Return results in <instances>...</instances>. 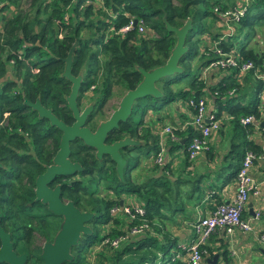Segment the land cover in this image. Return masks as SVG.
<instances>
[{
  "label": "trees",
  "instance_id": "trees-1",
  "mask_svg": "<svg viewBox=\"0 0 264 264\" xmlns=\"http://www.w3.org/2000/svg\"><path fill=\"white\" fill-rule=\"evenodd\" d=\"M21 1L0 0V161L3 166L0 178L5 182L0 188V203L15 209L1 215L0 225L10 233L25 237L12 240L16 253H26L31 263H40V247L32 243L31 233L37 232L46 240L47 232L57 228V225L38 219L39 216H44V212L33 201V180L42 171L40 162L46 161L44 155L51 152L45 145L46 140L50 139L51 144L56 147L58 132L44 120L37 119L35 113L23 103L22 97L31 102L38 98L58 118L70 123L73 119L65 105L69 83L60 73L63 69L62 59L72 43L75 42L71 54V73L81 76L77 104L90 92V100L99 106L110 96L112 88L117 86L121 97L125 91L135 87L141 79L136 67L149 70L165 62L175 43V37L173 33L165 30L163 18L175 27L189 18L191 28L184 39L187 50L178 61L182 71L158 80L155 85L160 90L161 97L146 96L137 100L132 106L131 114L138 110H141V114L150 110V107L157 112L176 102L186 105L189 99L195 100L205 95L218 102V96L234 90L237 84L232 75L228 76V83L220 81L215 85L206 84L199 78V68L205 64L207 66L217 55L212 47L206 46L200 51L198 43L200 36L207 34L221 52L231 51V42H225L217 35L210 34L207 20L212 22L222 19L221 12L236 6L227 4L225 0H30L28 9L23 10ZM251 1L249 0L245 13L239 20L231 22L237 28L245 25L247 20L248 25L254 22L248 12ZM6 9L9 10L8 15H4ZM134 19V27L124 33H115ZM139 25L144 29L142 32L137 31ZM246 39L247 37H242V41ZM236 45L238 58L252 63L253 68L247 72L255 78L264 55H256L241 41ZM203 56L208 58L204 59ZM193 59H199L196 67L192 66ZM232 73H237V70L233 69ZM183 78L188 79L187 85L174 89L172 85ZM255 81L260 89L264 87L263 82L256 78ZM258 92L255 87L251 101L243 106L233 104V97L224 99L227 114L232 116L230 123L233 141L229 156L233 165L228 179L232 176L236 178L246 151L256 156L264 153L255 141L246 137L254 120L245 124L240 122V119L247 116H252L253 119L260 117L255 104ZM142 123V116L137 121L129 116L107 135L108 142L128 136L141 141V146H146L145 151L139 146H133L136 152L139 150L144 157L149 153L155 155L159 150L158 136L152 134L148 128L139 130ZM171 126L173 136L180 137L176 138L177 141L170 150L185 146L183 152L187 158L186 146L195 132L190 127L181 131L176 124ZM181 140L183 143L179 144ZM76 142L79 148L88 150L87 157L92 162L88 163L85 159L82 163L88 169V176H82L80 182H73L74 191L68 197L93 216L89 223L91 233L80 236L77 244L70 249L72 260L64 264H81L84 259L80 253L85 249L102 239H112L121 233V229L137 223V220H118L110 213V208L118 205L122 195H133L136 198L135 202L126 204L141 206L144 214L138 218L145 220L149 230L152 227L157 232L158 228L153 226L152 221L160 220L165 211L183 210L180 184L190 186L185 199L198 188L190 180L169 179L165 173L168 170L167 164L157 166V175L154 172L153 176H147L141 181L132 179L131 170L136 169L139 163L137 156L131 161V166L128 163L124 166L123 179L119 180L112 163L110 168L100 167L89 154L91 149L86 148L79 140L74 141ZM104 160L109 161L108 157H104ZM100 183L104 184L102 190L99 189ZM34 215L36 216L33 217ZM41 226L42 231L38 230ZM100 228L103 229L102 234ZM164 237L161 242L144 231L130 237L117 248L102 246L94 252L92 264H187L170 254L169 249L174 244V239L167 235ZM140 251L142 253L136 258L126 257L128 252ZM212 255V251H208V257L211 258ZM222 257L228 262L225 252H222Z\"/></svg>",
  "mask_w": 264,
  "mask_h": 264
},
{
  "label": "crops",
  "instance_id": "crops-1",
  "mask_svg": "<svg viewBox=\"0 0 264 264\" xmlns=\"http://www.w3.org/2000/svg\"><path fill=\"white\" fill-rule=\"evenodd\" d=\"M242 1L225 0L227 4L236 7ZM248 12L251 20L254 21L251 25H248L249 20L239 28L236 27L235 23H227L223 19H215L212 22L207 20L209 32L212 35H217L219 39L225 42H231L234 51H236V43L241 41L243 44L245 43L246 48L251 49L256 55H264V0H252L249 3ZM242 37H247V39L242 41ZM213 42L215 41L207 34L201 35L198 43L200 51L206 46L213 48ZM203 57L204 59L208 58ZM198 64L199 59L193 60V67ZM232 72L233 69L206 68V64L199 68V78L206 84L215 85L220 81L228 83L229 75H232V79L237 84L236 88H233L234 90L226 91L224 95L218 96V102H214L206 95L203 96L206 99V115L214 117L219 124L218 130L212 132L207 140V149L202 150L194 159L188 160L183 152L185 146L178 147L173 151L170 150V147L175 145L176 138L180 136L172 138L169 135H164L161 139L158 138L159 150L163 152L162 164L168 165V170H165L167 177L171 180L182 178L190 180L198 186L190 193L189 198L185 199L190 186L189 184H180L179 191L182 193L183 210L165 211L160 220L152 221L153 226H156L158 231L156 232L152 227L147 231L148 234L155 236L161 242L164 241V235L174 239V244L170 247L169 252L183 262H186V248L193 237L195 221L212 212L216 205L229 202L235 192V178L232 176L228 179L233 165V160L229 156L230 145L233 141L230 123L232 116L227 114V105L224 104V99L233 97V104L238 103L243 106L251 101L255 87L259 90L255 104L260 117L254 119L250 124L249 133L246 137L255 141L264 152V87L260 89V85L249 72H237L235 74ZM147 112L148 114L143 115V118L146 119L145 123L148 124V127L151 126L150 129L155 132L165 125H179L180 122L190 117L191 110L184 103L176 102L173 107L169 105L157 112L153 111L154 113L148 109ZM153 132L151 133L155 134ZM182 143L183 140L179 142V144ZM153 155L149 153L148 156L144 157L140 154L143 159L140 157L138 159V167L134 169V173L137 171L134 180L141 181L147 176H153L154 172L159 169L158 165L153 163ZM157 173L155 172L156 175ZM250 175L258 187V193L249 195L241 212L242 218L249 222L250 230L242 232L233 229L226 232L221 228L214 231L207 238L204 248H202V259L205 264H207L208 259L212 258L208 257V251H212L213 255L217 254V264H264V255L261 252L264 250V243H260L258 240V236L264 231V161L253 162L250 167ZM121 200L122 204H126L135 202L136 198L133 195H122ZM121 216V220L124 221L125 216ZM222 252H225V258L228 262L224 261ZM92 257H94V253ZM89 264L92 263L89 261Z\"/></svg>",
  "mask_w": 264,
  "mask_h": 264
},
{
  "label": "water",
  "instance_id": "water-1",
  "mask_svg": "<svg viewBox=\"0 0 264 264\" xmlns=\"http://www.w3.org/2000/svg\"><path fill=\"white\" fill-rule=\"evenodd\" d=\"M164 21V27L167 32L173 33L175 43L171 48L165 62L159 66L149 70H144L141 67H136V70L141 76L140 81L134 88L125 91L119 98L117 106L111 111L109 116L97 124L95 129L91 131L85 126L87 115L92 109V104H88L81 112L77 106V94L80 87V75L73 76L71 73V54L75 46V42L69 47L66 56L62 59L63 69L60 73L62 77L70 81V90L66 95L65 100L68 108L72 112L73 122L70 125L64 124L62 121L54 117L49 109L44 108L38 99L33 102L23 96V103L35 110L40 117L48 119L50 125L55 126L61 131L59 149L56 152L52 164L47 166L44 172L38 175L35 179V200H40L41 203L47 205V210L56 215L61 216L62 220L58 230L54 234L52 241L44 242L40 247L38 259L40 264H64L72 260L70 253L71 247L75 246L81 235L91 233L89 225L86 223L92 213L83 211L80 212L71 202L65 204L60 203L58 199V186L54 189L46 187L54 175H69L79 170L77 163H70L66 157L69 152V142L74 139H79L88 147L95 150V156L100 158L101 155H107L114 163V169L119 180H122L123 168L126 160L122 158L120 150L126 147L139 146L141 142L131 139L128 136L117 139L116 141L105 144L106 136L113 130L118 128L120 122L126 121L130 116L132 106L135 102L146 96L152 98H160L161 92L155 83L161 78L180 73L182 68L178 65L179 58L186 52L187 47L184 44L186 33L191 28V20L189 18L178 27L170 25ZM136 20L132 21L133 26ZM262 125V123H261ZM118 205H122V200H118ZM264 255V250L261 251ZM217 254L207 260V264H217ZM26 264L27 256L25 253H16L13 249L12 241L9 233L4 231L0 226V264Z\"/></svg>",
  "mask_w": 264,
  "mask_h": 264
},
{
  "label": "built area",
  "instance_id": "built-area-1",
  "mask_svg": "<svg viewBox=\"0 0 264 264\" xmlns=\"http://www.w3.org/2000/svg\"><path fill=\"white\" fill-rule=\"evenodd\" d=\"M248 2L249 0H243L240 6L226 9L220 13V17L224 21H229L227 23L237 22L245 13ZM134 26L132 24V20H130L126 25H123L115 31V33H124ZM143 30L144 29L141 25L137 26L138 32H142ZM213 52L217 55V58L211 60L207 64L206 68L235 69L239 73H246L253 68L250 61H242L238 58V55L234 50L225 53L221 52V50L216 48V45H214ZM255 78L264 83V59L261 61L260 69L255 75ZM185 104V106L191 110L190 117L179 123L177 126L181 131L190 127L195 132V135L190 139L186 146L187 159L192 160L199 155L202 150L207 149V140L209 139L211 133L218 129L219 124L214 117L206 115L205 97L202 96L195 100L189 99ZM253 120L252 116H247L240 119V122L245 124ZM151 132L153 131L151 130ZM172 132V126L165 125L153 133L161 139L164 135H169L173 138L174 136ZM258 160L264 161V153L256 156L253 153L246 151L236 173L235 192L232 199L227 203L216 205L212 212L206 216L198 218L195 221L193 224V237L186 248L187 264H205L202 259V246L214 231L221 228H223L226 232H230L233 229H238L242 232L250 230V224L241 217V212L249 195H256L258 193V187L254 182L253 177L250 175L249 170L252 162ZM153 163L158 166L163 163L162 150H158L156 154L153 155ZM110 213L114 216L116 214L124 215L125 222L137 220V223H133L128 226L127 229H121V233L112 239L105 238L97 243H94L88 248L89 252L97 251L102 246H108L111 249L117 248L120 244L128 241L130 237H135L144 231L149 230L148 224L145 220H140L138 218L139 215L144 214V210L137 204L132 206H129L128 204L114 205L110 208ZM258 240L260 243H264V231L258 236Z\"/></svg>",
  "mask_w": 264,
  "mask_h": 264
},
{
  "label": "flooded vegetation",
  "instance_id": "flooded-vegetation-1",
  "mask_svg": "<svg viewBox=\"0 0 264 264\" xmlns=\"http://www.w3.org/2000/svg\"><path fill=\"white\" fill-rule=\"evenodd\" d=\"M61 77H62V75H60ZM73 76H77V75H73ZM62 78H64V77H62ZM80 78H81V76H80ZM65 80L69 83V85H68V87H69V90H70V81H68L66 78H65ZM80 83H81V80H80ZM88 93V92H87ZM85 94L84 95V97L83 98H81L80 99V102L77 104V106H78V110H79V112H81L82 110H83V108L84 107H86L88 104H92V109L90 110V113L87 115V117H86V120H85V126L87 127V128H89L91 131H93L94 129H95V127L97 126V124L99 123V122H101V121H104L105 119H103V120H94V117L96 116V114L99 112V111H101V109H102V107L104 106V104H105V102H106V100L108 99V98H106L99 106L97 105V104H95V103H93V101H91L90 100V97H87V96H90L89 94ZM91 94V93H90ZM66 97V96H65ZM85 97H87V98H85ZM89 98V101H91L90 103L89 102H87L86 104H82L81 102H82V100L83 99H88ZM22 99H23V97H22ZM35 99H38V98H35ZM23 101V100H22ZM38 101H39V99H38ZM33 102V101H32ZM40 102V101H39ZM65 102H66V100H65ZM40 104H41V102H40ZM42 105V104H41ZM65 105H66V109H67V111H68V113H69V116L72 118V112H71V110L68 108V106H67V103H65ZM44 108H46V109H49L50 110V112H51V114L54 116V117H56L58 120H60V121H62L64 124H66V125H70L72 122H73V120L70 122V123H66V122H64L62 119H60V118H58L57 117V115L56 114H54L53 113V111H52V109L50 108V107H46V106H44V105H42ZM26 107H28L27 105H26ZM30 108V107H29ZM31 109V108H30ZM31 111H33L34 113H35V115H36V118L37 119H39V120H41V121H45L50 127H52L56 132H58V138H57V142H56V147L54 146V145H52L51 144V142H50V139H47L46 140V142H45V145L47 146V148L51 151L50 152V154H48V155H44L45 156V159H46V161H41L40 162V164H41V166H42V171L41 172H39L37 175H35V177H34V180H33V195H34V197H35V194H34V190H35V179H36V177L38 176V175H40V174H42L43 172H44V170H45V168L47 167V166H49V165H51L52 164V160H53V158H54V156H55V154H56V152L58 151V149H59V141H60V135H61V131L59 130V129H57L55 126H53V125H50V123H49V121H48V119H46V118H44V117H40V116H38V114H37V112L35 111V110H32L31 109ZM143 116V115H142ZM73 119V118H72ZM142 121H143V123L141 124V125H139V127H138V129L140 130V129H142V128H148L150 131H151V129H150V127H148V125L145 123V121H146V119H144V118H142ZM45 122H43L44 124H46ZM131 138V137H130ZM131 139H133V140H136V139H134V138H131ZM75 140H79V139H74L73 141H71V142H69V152H68V155H67V157H66V159L70 162V163H77L78 164V166H79V170H76L73 174H69V175H61V176H58V175H54L53 176V178L49 181V182H47L46 183V187L47 188H49V189H54L56 186H58V191H59V195H58V199H59V201H60V203H62V204H65V203H67V202H71L72 203V205L75 207V208H77L80 212H83V211H87L88 212V210H83V209H81V206H78L77 204H75L69 197H68V195L69 194H71L73 191H74V188L72 187V185H73V182H77V181H79L80 182V180H81V177L82 176H88V169L87 168H85L84 167V165L82 164L84 161H85V159L88 161V163H90V162H92V159L90 160L88 157H87V155H88V153H87V151L88 150H86L85 148H83V147H80L79 148V144L76 142V143H74V141ZM80 141V143L82 144V145H84L83 143H82V141L81 140H79ZM114 141H116V140H112V141H110V142H108V139H107V136H106V138H105V140H104V143L105 144H110V143H112V142H114ZM136 141H138V140H136ZM141 142V141H140ZM141 144H142V142H141ZM86 148H90L91 149V151L92 152H90L89 154H91L94 158H95V160L98 162V164H99V166L100 167H102V168H110V163H112V165H113V168H114V163L109 159V157L107 156V155H101V157L100 158H97L96 156H95V150L92 148V147H88V146H86V145H84ZM144 146V147H143ZM146 146L145 145H142L141 146V149L143 150V151H145L146 149ZM135 153L134 155H138V154H140V151L139 150H137V152H136V149H134L133 147H126V148H124V149H122V150H120V154H121V156H122V158L123 159H125L126 160V163H125V165L128 163L130 166H131V162L129 161V159L126 157L127 155H129L130 153ZM104 157H108V159H109V161H107V160H104ZM124 165V166H125ZM112 167V166H111ZM3 169V166H2V163H1V161H0V172H1V170ZM85 170V171H84ZM115 170V169H114ZM134 169H132L131 170V172L133 171ZM84 172H86V174L84 173ZM5 184V182L0 178V188H1V186H3ZM104 188V184L103 183H100L99 184V189H103ZM1 201V200H0ZM33 201L35 202V203H37L38 205H39V209L40 210H42L43 212H44V216H39L38 217V219L39 220H41V221H43L44 223H48V224H52V225H57V228L55 229V231L52 233V230H49L48 232H47V235H46V237H47V239L45 240V237H42V239H43V242H42V244L44 243V242H50V241H52V238H53V236H54V234L56 233V231L58 230V227H59V224L61 223V220H62V217L61 216H56V215H54V214H52V213H50L48 210H47V205L46 204H43V203H41L40 202V200H35V199H33ZM12 210V211H15V209L14 208H10L8 205H5L4 203L2 204V203H0V218H1V215L3 214V213H5V212H7L8 213V211L9 210ZM36 215H34L33 217H35ZM92 216H93V214H92ZM91 216V217H92ZM91 217H90V219H91ZM7 218V216H5V219ZM4 219V220H5ZM90 219L86 222L88 225H89V223H90ZM4 220L2 221L3 223H4ZM5 223H7V220H5ZM1 226V225H0ZM2 227V226H1ZM2 229H3V227H2ZM4 230V229H3ZM4 231H6V230H4ZM6 232H8V231H6ZM9 233V236H10V239H11V241L12 240H20V239H23V238H25V237H23L22 235H20V234H18V233H10V232H8ZM38 236H40V234H38ZM41 244V245H42ZM41 247V246H40ZM40 252V251H39ZM26 254V253H25ZM39 254V253H38ZM26 256H27V254H26ZM26 264H40V263H38V262H34V263H31V260L30 259H28L27 258V263Z\"/></svg>",
  "mask_w": 264,
  "mask_h": 264
},
{
  "label": "rangeland",
  "instance_id": "rangeland-1",
  "mask_svg": "<svg viewBox=\"0 0 264 264\" xmlns=\"http://www.w3.org/2000/svg\"><path fill=\"white\" fill-rule=\"evenodd\" d=\"M29 3H30V0H22L21 2H20V6H21V9H23V10H27L28 9V7H29ZM9 14V10H5L4 11V15H8ZM1 15V14H0ZM193 60H195V59H193ZM187 82H188V79L187 78H183V79H181V81H179V82H177V83H175V84H173L172 85V87L174 88V89H176V88H179V87H183V86H185V85H187ZM87 94H89L90 95V92H88ZM87 97H89V96H87ZM87 97H85V98H87ZM119 98H120V89L116 86V87H114V88H112V90H111V94H110V96L108 97V99L106 100V102H105V104H104V106L102 107V109H101V111H99L97 114H96V116L94 117V120L96 121V120H103V119H105V118H107L108 116H109V114L111 113V111L113 110V109H115L116 108V106H117V103H118V100H119ZM87 102H91V101H89V98L88 99H83L82 100V104H86ZM171 106L173 107V104H171ZM140 111L141 110H138V112H136V113H132V114H130V117L134 120V121H137V120H139V117L140 116H142V115H145V114H148V112L147 111H145V112H143V113H141L140 114ZM150 111L152 112V113H154L153 112V110H152V108L150 107ZM147 112V113H146ZM142 118H143V116H142ZM148 125V124H147ZM151 127V126H150ZM135 153H130L129 155H127L126 157L129 159V161L131 162L132 160H133V158L134 157H136L137 156V158H142V156H140V155H134ZM143 159V158H142ZM137 171H135V173H136ZM135 173H134V170L131 172V178L132 179H135L134 178V175H135ZM115 217L118 219V220H121L122 219V216L121 215H119V214H116L115 215ZM55 229L56 228H52V233L55 231ZM101 229V228H100ZM38 230H40V231H42L43 230V226H41ZM102 230L103 229H101V234H102ZM38 234L39 233H37V232H32L31 233V239H32V243L34 244V245H36V246H41V244H42V242H43V239H42V235H40V236H38ZM99 234H100V232H99ZM88 249H85L82 253H80V255L82 256V258L84 259V261L81 263V264H86V263H89V261L92 263V256H93V253L95 252V251H92V252H89V254H88V251H87ZM142 253V251H140V252H137V253H134V252H128L127 253V258H130V257H137V255H139V254H141ZM88 256V257H87ZM88 259H89V261H88Z\"/></svg>",
  "mask_w": 264,
  "mask_h": 264
},
{
  "label": "bare ground",
  "instance_id": "bare-ground-1",
  "mask_svg": "<svg viewBox=\"0 0 264 264\" xmlns=\"http://www.w3.org/2000/svg\"><path fill=\"white\" fill-rule=\"evenodd\" d=\"M139 132V131H138Z\"/></svg>",
  "mask_w": 264,
  "mask_h": 264
}]
</instances>
